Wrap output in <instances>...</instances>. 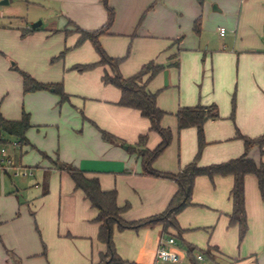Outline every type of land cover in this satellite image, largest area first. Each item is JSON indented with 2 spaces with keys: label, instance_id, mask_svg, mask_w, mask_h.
<instances>
[{
  "label": "crops",
  "instance_id": "crops-1",
  "mask_svg": "<svg viewBox=\"0 0 264 264\" xmlns=\"http://www.w3.org/2000/svg\"><path fill=\"white\" fill-rule=\"evenodd\" d=\"M41 2L52 18L44 32L22 36L27 28L18 31L0 25V68L12 82L10 92L22 104L20 113L7 115L1 110L0 114L17 121L24 108L29 111L30 127L25 133L29 145L25 146L41 158L38 180L30 183L24 199L6 189L0 173V264H98L106 252V245L98 239V211L54 162L71 165L86 178L97 179L102 191H115L117 206L128 205L121 214L127 222L162 213L177 184L146 175L140 157L128 151L127 146H135L145 134V147L152 150L160 136L149 130V121L137 110L118 105L120 91L102 82L107 68L72 69L99 60L91 43L75 46L78 34L73 25L90 32L102 28L107 21L102 0ZM107 3L114 11V20L99 43L110 57L126 56L119 66L120 74L133 76L150 62L165 66L146 85L156 95L157 108L166 113L161 127L172 132L169 146L152 164L154 170L176 174L198 152L196 129H177L175 114L180 108H217L218 119L203 125L200 167L241 157L245 151L241 137L264 134V0ZM197 20L199 34L194 32ZM220 29H224L223 34ZM20 48L24 54L18 52ZM66 48L65 57L51 63ZM10 62L40 83L61 84L68 101L60 103L54 92L24 93L20 75L10 73ZM174 62L177 66H170ZM45 126L52 127L49 137L42 133ZM101 131L124 145L104 141ZM247 156L264 164V153L257 147ZM232 186V176L194 179L191 205L177 216L180 239L202 253L204 264H264V198L256 177H244L247 229L242 238L238 226L229 224ZM169 232L177 235L174 230ZM162 238L161 226L123 231L116 225L112 228L116 254L127 264H155ZM178 250L181 261L177 264H200Z\"/></svg>",
  "mask_w": 264,
  "mask_h": 264
},
{
  "label": "trees",
  "instance_id": "trees-1",
  "mask_svg": "<svg viewBox=\"0 0 264 264\" xmlns=\"http://www.w3.org/2000/svg\"><path fill=\"white\" fill-rule=\"evenodd\" d=\"M102 3L107 12V21L102 28L90 32L82 30L72 24L74 32L79 35L76 46L81 45L85 41H89L97 52L99 60L94 64L73 66L72 69L78 72H84L97 66L107 68L102 77V82L120 91L118 105L137 110L142 117L149 121V130L156 132L160 136L159 144L152 150L145 147L147 140V135L145 134L139 136L135 146H127L128 151L140 157L142 170L146 175L175 181L177 184V191L162 213L147 219L127 222L121 218V214L128 209V205L126 204L123 207L117 206L115 191H102L97 179L86 178L83 172L71 165L58 161L54 162L56 169L66 172L72 179L75 188L80 189L91 206L98 211V215L95 219L96 222L100 223L98 239L106 245V252L100 256V262L98 264H127V262L123 261L116 254L112 241V228L114 225H116L119 231L126 229L139 230L142 228L161 226L164 236H172L180 239L181 230L177 223V216L184 208L191 205L192 187L194 179L198 176H207L209 178L214 176L233 177V186L230 191L232 212L229 216V224L238 226L239 237L242 238L247 229L244 210V177L246 175L252 174L256 177L258 189L261 196L264 198V164H256L247 156V152L252 147H258L261 153H264V134L252 139L241 137L245 148L244 154L241 157L220 164L200 167L198 165V158L204 145L203 125L208 120L218 119L217 108L214 105H198L180 108L175 114L177 129L178 131L187 128L196 129L198 141L197 155L176 174L154 170L152 164L169 146L172 139V132L169 129L161 127L160 121L166 113L157 108L155 102L156 95L150 93L146 85L148 81L162 71L165 66L150 62L144 65L141 70L133 76L127 78L123 77L120 74L119 66L126 56L120 58L110 57L104 52L99 43V38L107 33L114 20V11L108 6L107 0H102ZM199 25V20H197L194 24V32L196 34L200 32ZM31 31L33 30L28 29L27 31H22V36ZM65 32L68 33V31ZM63 55L64 52L60 53L53 60L60 59ZM170 66H177V62L170 64ZM10 68L16 70L20 75L24 93L49 90L59 96L60 103L68 101V97L63 92L61 84H43L36 81L28 73L19 70L15 64L11 65ZM29 127V115L26 113H22L20 120L17 121L6 120L0 114V136L5 134L9 138L14 139L20 147L22 145H29L25 137V133ZM101 136L106 142H115L124 145L120 140L106 132L101 131ZM170 230H174L177 235L170 234ZM185 246L187 256L192 260L194 249L187 244H185ZM194 264L198 263L194 262Z\"/></svg>",
  "mask_w": 264,
  "mask_h": 264
},
{
  "label": "rangeland",
  "instance_id": "rangeland-1",
  "mask_svg": "<svg viewBox=\"0 0 264 264\" xmlns=\"http://www.w3.org/2000/svg\"><path fill=\"white\" fill-rule=\"evenodd\" d=\"M46 8H47L46 4L42 3L41 0H9V3L0 5V10L4 12V16H5V18L0 19V25L2 24L4 25V27H10L11 29L21 31L22 29H26V28L32 29L31 26L33 24H37L38 26L32 30L34 32H44L46 23L52 19L51 16H49V14L46 12ZM85 42H89V41H85ZM23 51L24 49L20 48L18 52L20 54H24ZM68 51L69 48H66L64 51H62L64 52L63 57L57 60L63 59L65 55L68 53ZM38 53H39V49H38ZM54 58L51 59V63H54L56 61L53 60ZM8 68L11 71L10 73H15L19 76L16 70L11 69L10 67ZM29 75L32 77L31 74ZM11 90H12V82L9 80L7 74L0 68V112L2 113L1 110H4V112L7 115L8 114L14 115L15 113H20V106L22 108L21 101L18 102V98L14 97V95L10 92ZM44 91L50 92L49 90H44ZM24 112L29 113V111H27L25 108H24ZM17 115L19 116L20 114ZM51 128L52 127L50 126H45L43 128L42 133L47 137H49L50 136L49 129ZM0 144H4L6 146V148L9 151V155L11 154L10 157H12L14 166L20 169L19 174L15 175L14 172L10 171L7 174H2V176L4 177L1 176L0 177L3 178L6 185V189H9L11 194L17 195L19 198L24 199L27 191L31 189V187L29 186L30 183L34 184L36 179L38 180V176H37L39 174L38 166L40 165L39 162L41 160V158L38 156L39 153L36 154L35 151L29 150V148L24 145L21 146V152H20V146L18 144L14 145L16 144V141L12 138H9L5 134H2L0 136ZM252 148H250L249 151ZM23 172H26L27 175L22 176ZM176 247L182 250L185 255H187L186 246L183 240L176 238ZM200 253L201 252L196 251L194 249L192 256L196 258V256L199 255ZM204 261L205 259L204 260L202 259V261H200L199 263L204 264L203 263ZM183 264H188V263L184 261Z\"/></svg>",
  "mask_w": 264,
  "mask_h": 264
},
{
  "label": "built area",
  "instance_id": "built-area-1",
  "mask_svg": "<svg viewBox=\"0 0 264 264\" xmlns=\"http://www.w3.org/2000/svg\"><path fill=\"white\" fill-rule=\"evenodd\" d=\"M224 29H220V34H223ZM18 143L14 144L17 145ZM19 174L20 169L14 166L9 151L4 144H0V173L7 174L8 172ZM25 171V170H24ZM27 173L23 172L22 176ZM196 259L202 261L201 255H197ZM181 261L180 251L176 247V240L172 236H164L159 242L155 252V264H177Z\"/></svg>",
  "mask_w": 264,
  "mask_h": 264
},
{
  "label": "water",
  "instance_id": "water-1",
  "mask_svg": "<svg viewBox=\"0 0 264 264\" xmlns=\"http://www.w3.org/2000/svg\"><path fill=\"white\" fill-rule=\"evenodd\" d=\"M6 3H7L6 0L2 2V4H6ZM37 26H38L37 24H33V25L31 26V28H32V29H35ZM10 64L13 65L14 63H13V62H10Z\"/></svg>",
  "mask_w": 264,
  "mask_h": 264
}]
</instances>
